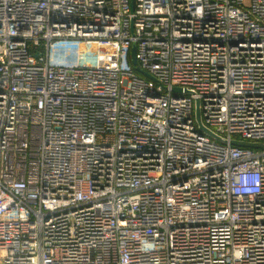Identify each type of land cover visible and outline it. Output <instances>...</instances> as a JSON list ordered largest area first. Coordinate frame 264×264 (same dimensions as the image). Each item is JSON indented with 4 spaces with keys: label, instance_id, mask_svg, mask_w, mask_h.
<instances>
[{
    "label": "built area",
    "instance_id": "2783aa9c",
    "mask_svg": "<svg viewBox=\"0 0 264 264\" xmlns=\"http://www.w3.org/2000/svg\"><path fill=\"white\" fill-rule=\"evenodd\" d=\"M234 138L264 144V0H0V264H264Z\"/></svg>",
    "mask_w": 264,
    "mask_h": 264
},
{
    "label": "water",
    "instance_id": "95a60500",
    "mask_svg": "<svg viewBox=\"0 0 264 264\" xmlns=\"http://www.w3.org/2000/svg\"><path fill=\"white\" fill-rule=\"evenodd\" d=\"M132 63L134 64L136 70H138L139 72H141L142 74H144L145 76L153 79V80H157L156 77H154L150 72H148L147 70L141 68V66L139 65L138 62V58L136 56V45H133L132 47ZM175 91H179L182 90L180 87H175L174 88ZM186 91L189 92H193L192 89H185ZM201 101L200 99H196V103H195V117H196V121L198 123L199 128L206 132L207 134L211 135L214 138H217L218 140L221 141H227V138H225L224 136L218 134L216 131H214L212 128H210L209 126H207L204 121H203V116H202V111H201ZM231 142L235 145H239V146H249V147H264V144L262 142H252V141H247V140H242V139H232Z\"/></svg>",
    "mask_w": 264,
    "mask_h": 264
},
{
    "label": "bare ground",
    "instance_id": "6f19581e",
    "mask_svg": "<svg viewBox=\"0 0 264 264\" xmlns=\"http://www.w3.org/2000/svg\"><path fill=\"white\" fill-rule=\"evenodd\" d=\"M85 53V52H84Z\"/></svg>",
    "mask_w": 264,
    "mask_h": 264
}]
</instances>
